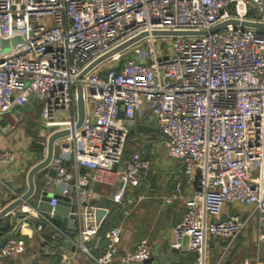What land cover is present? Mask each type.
Segmentation results:
<instances>
[{
	"label": "built area",
	"instance_id": "1",
	"mask_svg": "<svg viewBox=\"0 0 264 264\" xmlns=\"http://www.w3.org/2000/svg\"><path fill=\"white\" fill-rule=\"evenodd\" d=\"M79 84L85 117L76 127ZM32 99L46 132L41 160L48 136L68 130L55 140L47 166L53 174L45 178L57 188L49 203L67 200L77 228L72 238L24 203L5 233L0 264L39 231L32 217L48 221L53 240L72 241L96 264L149 258L146 238L119 253L120 225L105 231L99 255L86 245L108 213L99 218L93 183L109 181L120 168L133 188L150 168L141 152L124 156L129 125L144 113L166 133L161 142L183 174L173 177L172 197L186 209L169 247L181 250L187 239L195 253L190 264H207L209 240L220 239L225 246L215 264H264L227 258L247 227L264 245V0H0V114ZM14 156L1 148L0 165ZM61 247L58 264H72L73 251Z\"/></svg>",
	"mask_w": 264,
	"mask_h": 264
},
{
	"label": "crops",
	"instance_id": "2",
	"mask_svg": "<svg viewBox=\"0 0 264 264\" xmlns=\"http://www.w3.org/2000/svg\"><path fill=\"white\" fill-rule=\"evenodd\" d=\"M32 104V107L30 105ZM35 118H32L35 112ZM143 120L150 126L147 113L139 114L135 122ZM163 136L154 132L131 134L130 140L134 144L126 151V158L134 152H141L143 156L151 160L149 169L140 172L139 184L136 187H128L120 177V168L110 174L107 182L95 181L93 183L92 202L99 205L101 197H109L115 193V197L123 199V203H114L105 206L108 209L99 234L86 245L93 255H99L105 248L104 233L114 225L121 226L120 252L133 247L140 239H148L151 245V255L148 259L137 264H169L173 262L192 263L195 253L187 249V239L184 247L177 252L172 251L169 242L173 237V227L181 220L185 212V205L177 197H172L174 191L173 177H182L176 160L171 158L163 149L161 142ZM46 140V132L40 122V104L33 103V99L23 109L12 106L6 112L0 114V149L10 148L14 151L13 162L7 166L0 165V208L6 205L15 195L24 193L28 188L27 175L30 168L41 160L43 142ZM150 143L149 154L144 151V145ZM84 168L81 169L83 171ZM53 174L50 167L37 171L34 175L35 193L30 203L36 206L40 194L46 191L49 194L56 192L57 188H51L46 184V174ZM186 192L191 188L184 182ZM141 196V199H138ZM172 197L171 202L165 198ZM128 199L132 202L128 203ZM239 210L242 214L247 210L245 206H234L232 210ZM127 210V212H124ZM16 222L12 215L11 226ZM1 223V222H0ZM253 229L247 227L233 241L227 258L238 261L243 257L250 259L260 258L264 260V245L258 246L255 242ZM5 235V233H4ZM209 243L213 251L208 256L207 264H215L224 249L225 241L211 238ZM62 245L49 242L39 231L33 230L26 238V248L15 253L5 260L3 264H58L59 253ZM118 261V257L115 258ZM72 264H96L84 251L71 252Z\"/></svg>",
	"mask_w": 264,
	"mask_h": 264
},
{
	"label": "water",
	"instance_id": "3",
	"mask_svg": "<svg viewBox=\"0 0 264 264\" xmlns=\"http://www.w3.org/2000/svg\"><path fill=\"white\" fill-rule=\"evenodd\" d=\"M35 99L33 100V103H35ZM16 107L23 109L24 106L22 105H15ZM32 107V104L30 105ZM77 111H78V118H77V123L76 127H80L84 117H85V106H84V100L83 96L81 93L80 89V84H79V90H78V100H77ZM129 131L130 134H135V133H143V132H154L158 133L161 136H166V133L159 128L155 126H149L144 123V121L138 120L134 124L129 125ZM68 134V130H61V131H56L51 133L48 138H47V153L45 157L34 164L30 170L28 171L27 175V182H28V188L27 190L17 196L16 198L11 199L6 205L0 208V246H2L5 241H6V236L4 233L8 231V229L11 227V220H12V215H15V218L17 219L20 214L18 213L17 208L24 204V203H30V199L34 196L35 193V183H34V175L37 171L46 168L50 160L53 156L54 152V143L55 140L58 139L59 137H62L64 135ZM151 144L146 143L144 145V151L146 154H149ZM121 176L117 178L116 184L119 183ZM50 194L47 193L46 191H43L40 196L38 201L36 202V209L41 213L42 216L48 217L49 222L56 224L62 228H66L70 231V236L73 238L75 236V231H76V223L73 221V216L72 214H69L70 211H72V207H69V202L61 197H58L57 199V204L55 206H52L49 201H50ZM115 201V193H112L109 197H101L99 199V205L101 206L98 216L99 218L103 217L105 214V206H110L114 204ZM51 213V215H49ZM32 223L36 228H38L39 233L43 234L45 239L49 242H53L56 244H61L64 248L70 250V251H79L80 248H78L75 244H73L72 241L70 240H61L60 238H56L53 240L51 238V234L54 232L53 228L49 224L48 221H45L41 218H31ZM172 251L177 252L178 249L172 248Z\"/></svg>",
	"mask_w": 264,
	"mask_h": 264
},
{
	"label": "rangeland",
	"instance_id": "4",
	"mask_svg": "<svg viewBox=\"0 0 264 264\" xmlns=\"http://www.w3.org/2000/svg\"><path fill=\"white\" fill-rule=\"evenodd\" d=\"M37 113H38V112L36 111L32 118H35V116L37 115ZM35 119H36V118H35ZM129 141H131V140L129 139ZM127 146H128V148L130 149V148H132V147L134 146V144H133V143H129ZM164 148H165V146H164L163 149H161V150L164 151ZM91 253H92V252H91Z\"/></svg>",
	"mask_w": 264,
	"mask_h": 264
},
{
	"label": "trees",
	"instance_id": "5",
	"mask_svg": "<svg viewBox=\"0 0 264 264\" xmlns=\"http://www.w3.org/2000/svg\"><path fill=\"white\" fill-rule=\"evenodd\" d=\"M130 137H131V134H130ZM130 137H129V139H130ZM129 139L127 140V142H126V146H125V152H124V156H125V157H126V154H125L126 151L129 150V148H128L127 145H128L129 143H132V141H129Z\"/></svg>",
	"mask_w": 264,
	"mask_h": 264
}]
</instances>
